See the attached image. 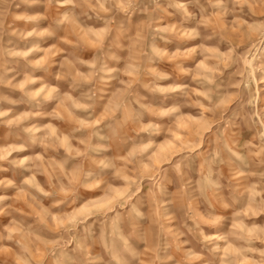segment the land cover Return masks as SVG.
Instances as JSON below:
<instances>
[{"label":"rangeland","instance_id":"obj_1","mask_svg":"<svg viewBox=\"0 0 264 264\" xmlns=\"http://www.w3.org/2000/svg\"><path fill=\"white\" fill-rule=\"evenodd\" d=\"M0 264H264V0H0Z\"/></svg>","mask_w":264,"mask_h":264}]
</instances>
